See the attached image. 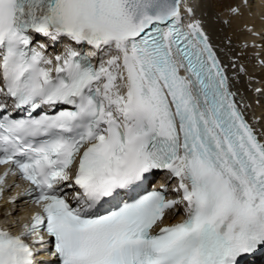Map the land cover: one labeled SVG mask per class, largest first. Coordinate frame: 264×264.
<instances>
[{
	"label": "snow or ice",
	"instance_id": "obj_1",
	"mask_svg": "<svg viewBox=\"0 0 264 264\" xmlns=\"http://www.w3.org/2000/svg\"><path fill=\"white\" fill-rule=\"evenodd\" d=\"M256 15L242 31L260 43L217 35ZM252 49L264 68V0H0V196L19 177L38 209L3 212L0 264H245L264 250V114L237 87Z\"/></svg>",
	"mask_w": 264,
	"mask_h": 264
},
{
	"label": "bare ground",
	"instance_id": "obj_2",
	"mask_svg": "<svg viewBox=\"0 0 264 264\" xmlns=\"http://www.w3.org/2000/svg\"><path fill=\"white\" fill-rule=\"evenodd\" d=\"M212 11L221 13V20H227L230 18L228 13L222 6H216L212 9ZM245 23H247L249 27L254 24L257 31H259L262 26V22L260 21L259 16L256 15L254 17H245L243 20L232 19L230 26L222 23H217L214 25V27L221 30L218 31V36H230L233 41V47L236 48L237 51H239L240 47L245 43V41H247L249 44H251L254 40L257 43H260L258 37H252L250 34L242 31ZM256 51V49L249 50L244 61L246 67L248 68L249 74L252 75L254 79L251 81V83H249L248 77L245 76L237 84V87L240 89V93L245 96L247 102L252 104V109L249 112V116H251L252 112H254L256 117H260L262 114H264V95H258L255 92V89L264 88V68H260L257 65V61L255 59ZM257 99L260 100L259 105L255 103ZM6 207L8 208V210H13L15 216H18L19 213L25 212L24 210L21 211L22 209H19L18 207H15L13 209L8 206ZM12 219V216L8 217L9 221ZM176 219L179 218L177 217Z\"/></svg>",
	"mask_w": 264,
	"mask_h": 264
}]
</instances>
